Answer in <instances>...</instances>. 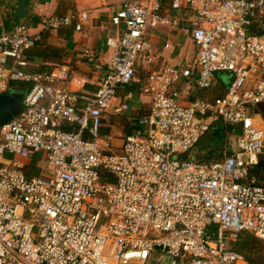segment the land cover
Here are the masks:
<instances>
[{"label":"built area","instance_id":"obj_1","mask_svg":"<svg viewBox=\"0 0 264 264\" xmlns=\"http://www.w3.org/2000/svg\"><path fill=\"white\" fill-rule=\"evenodd\" d=\"M179 10L202 24L182 29L195 60L143 73L149 109L111 147L100 130L107 114L131 111L132 96L121 92L138 82L139 55L150 62L147 30L177 26ZM86 21L71 12L37 26L80 32ZM109 23L119 30L106 40L103 76L91 91H72L67 67L28 69L39 33L0 22V94L28 85L0 125V264H149L156 253L168 264H248L226 237L264 242V185L254 173L264 126L250 108L264 104V0H130L111 9ZM83 55L102 69L92 51ZM219 83L222 96H200ZM218 126L217 159L200 161L191 152ZM35 154L45 163L37 176L11 160Z\"/></svg>","mask_w":264,"mask_h":264},{"label":"crops","instance_id":"obj_2","mask_svg":"<svg viewBox=\"0 0 264 264\" xmlns=\"http://www.w3.org/2000/svg\"><path fill=\"white\" fill-rule=\"evenodd\" d=\"M125 1L126 0H30L27 15L20 22L29 24L31 32L33 34L39 33L42 40L28 53L30 63L28 69L32 71H44L48 69L50 65L65 66L69 70L68 79L64 84L67 89L72 91H91L103 76L105 64L111 55V51L106 46L108 28L112 26L109 23L110 11L111 9L118 8L120 4ZM15 3L16 0H0V22L4 27H7V25L5 23L6 19L2 14V7L8 9L9 12H13ZM71 12L87 13V21L84 23L80 32H76L70 28L59 31H42L41 28L37 26L38 21L44 17L51 15H67ZM180 18L182 21H180V23L178 21L177 26L169 27L177 28L172 34L175 39L176 37L178 39L175 45L170 44L167 40L163 42L161 50H159L160 40L155 37L150 38L151 57L149 71L160 69L165 66L181 67L185 64L190 65L195 60L196 50L189 36L183 33L182 29L191 28L194 24H202L198 22L191 23L190 16L185 11H183L182 17ZM34 19L37 22H35ZM17 23H19V21H15V19L12 18L9 20L8 26L12 27ZM113 27L114 26H112V28ZM118 30L119 29L115 28L114 35ZM180 38L184 40L185 46H179L178 43ZM45 47L60 49L62 54L61 60H44L38 56L36 52ZM85 49L92 51L97 56L102 67L101 70H95L93 64L84 57L83 50ZM190 49L194 51L192 62L189 60L191 57ZM144 69L145 66L143 63L138 66V71H142V74L144 73ZM136 83L138 82L136 81L133 84L134 88ZM17 90L22 91V96L24 95V91L17 89L16 86H13L11 90L5 94L15 95L14 91ZM149 103L150 99L146 97H134L133 100H130L131 112L149 109ZM20 104L21 102H19V109ZM108 128H110L109 125H106V122L103 121L100 133ZM24 162L26 165L25 172L28 176L40 175L45 167L44 158L41 154H35Z\"/></svg>","mask_w":264,"mask_h":264},{"label":"rangeland","instance_id":"obj_3","mask_svg":"<svg viewBox=\"0 0 264 264\" xmlns=\"http://www.w3.org/2000/svg\"><path fill=\"white\" fill-rule=\"evenodd\" d=\"M126 1H130V0H126ZM182 14H183L182 10H179V11H177V12H175L173 14V15H175V17H177L179 23H180V21H182L181 18H180V17H182ZM197 22L199 24L201 23L200 21H197ZM176 30H177V28H169V27H159V28H156V29H150L149 28L147 30L146 35H145V39L150 41V38H153V37L158 38L160 40L159 50H161V46H162L164 41L168 40L170 42V44H173V45H175L176 42H178L177 37L175 39V37L172 36L174 31H176ZM114 32H115V28L114 27L112 28V26H110L108 28V33H107L108 37L106 39L115 38ZM178 44H179V46H185V42H184V40L182 38H180V41H179ZM190 52H191L190 53L191 57L189 58V60H190V62H192V59H193V56H194V51L191 50ZM143 56H144V54H140L139 55L137 63L139 65L143 63V65L145 66V69L143 71H144V74H146L147 72H149L150 63L143 62ZM149 57H151V54L149 55ZM147 59H148V57L145 58L144 61H147ZM137 77H139V76L137 75ZM137 80H138V83L135 84V88H134V85H132L131 91L121 92V93L122 94H128L129 93V95L132 96L130 100H133L134 97L135 98L146 97L147 99H149L150 96L142 94V86H143V84H145L146 79L145 78H139V79L137 78ZM247 89H248V87H247ZM244 90H245V88H243L242 91H240V94ZM213 91H215V89L213 87H211V88L201 92L200 96L202 98L211 100V99H213L212 97L214 96ZM14 92H15V95H16L18 101L21 102L22 99H23L22 97H24V95H25V92H24L23 96H22V91H20V90H17V91H14ZM120 96H121V94H120ZM250 108L255 110L256 106H250ZM109 110L111 111V109H109ZM131 115H132L131 111H128V112L125 113V116L127 118L131 117ZM254 116L256 118H259L262 121V124L264 126V119L261 117V115L258 114V113L257 114L255 113ZM110 117L111 116L109 114L106 115L105 122H106V125H109L110 128H108L109 129L108 133L105 134V135H102V137L104 139H107V136H109V139H110L109 143L111 144V147H117V146H120L122 144V142H123L124 135H123V130L122 129H123V126L125 125L126 118L125 117H123V118L120 117L119 119L113 118V119H111V123H110V119H109ZM217 129H218V131H220V126H218ZM230 135L231 136H229L230 139L228 140V144H229V147L231 148V150H234L233 143L235 141L236 134L235 135L230 134ZM224 141H225V136L223 137L222 135H220L218 137H214L213 134L208 133V134H206L203 137V139L199 143L197 149L192 151L191 154H193L197 158H199L200 155H202V152H204L208 146L221 147L222 144L224 143ZM11 160H19L21 162H24L23 159H20L17 156L12 157ZM27 218H30L29 211L27 213ZM236 238H237V236L234 237V238L233 237L231 238L229 235L226 237V241L228 242L229 247H231V243L235 242ZM161 257H166V256H163L161 253H156V256L154 257V259L152 258L153 260L151 262H149V263H152V264H163V260H159L158 261V259L161 258ZM164 263H165V261H164Z\"/></svg>","mask_w":264,"mask_h":264},{"label":"trees","instance_id":"obj_4","mask_svg":"<svg viewBox=\"0 0 264 264\" xmlns=\"http://www.w3.org/2000/svg\"><path fill=\"white\" fill-rule=\"evenodd\" d=\"M56 16H64V15H56ZM15 21H17V20H15ZM35 22H37V21L35 20ZM5 23L7 25V27H5L6 30H10L13 27V26L12 27L8 26L9 21L5 20ZM41 40L42 39H40V41L38 43H36V45H38L41 42ZM36 53L38 54V56H40L44 60L60 61L62 58L61 50L56 49V48H52V47H45L44 49L39 50ZM137 74H138L139 78H143L142 71H138ZM220 84L221 83H219L218 86L213 87L215 89V91H213L214 96L212 98L219 97V96H222L224 94L223 88L220 86ZM13 86H16L17 89H21L24 92H26V90L28 88V85L25 83H18V84H15ZM147 111H148V109L132 112V115L129 118H127L125 115L120 116L121 118H123V117L126 118L125 125L123 126V129H122L123 135H126L129 132V129H128L129 119L143 116L147 113ZM253 112L256 114L257 113L260 114L261 117L264 119V104L256 105V109L253 110ZM120 117H112L111 116L110 117V123H111V119H113V118L119 119ZM65 130L72 131L73 129L71 127H67V128H65ZM108 130L109 129H105V131L101 132L100 133L101 136L107 134ZM221 148H222V146L221 147L208 146L206 148V150L204 152H202V155H200V157L198 159L200 161H203V160L208 161L211 159L212 160L217 159V158H214L213 156L214 155L217 156V154L220 152ZM254 173L257 177L259 184L264 185V158L263 157L259 159V163H258L257 167H255ZM236 236H237V238H236L234 243H231L230 248L233 251L240 254L247 261L248 264H264V242L259 240L253 234L248 233V232H241V233L236 234L235 237Z\"/></svg>","mask_w":264,"mask_h":264},{"label":"water","instance_id":"obj_5","mask_svg":"<svg viewBox=\"0 0 264 264\" xmlns=\"http://www.w3.org/2000/svg\"><path fill=\"white\" fill-rule=\"evenodd\" d=\"M29 2L30 0H16L13 12H9L8 9L2 7V14L7 21L13 18L20 22L27 15ZM221 79L224 81L226 85H228L227 75H223ZM18 111H19V101L14 94H0V125L8 122L12 117L16 115ZM213 136L214 137L220 136L217 128L214 129ZM159 260H163V264H168L169 261L167 257H161L158 259V261ZM172 264H174V262Z\"/></svg>","mask_w":264,"mask_h":264}]
</instances>
